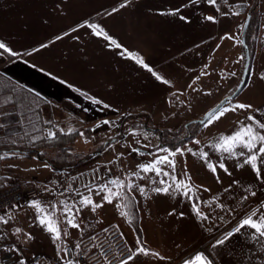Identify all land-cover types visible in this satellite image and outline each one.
I'll use <instances>...</instances> for the list:
<instances>
[{
    "label": "crops",
    "instance_id": "crops-1",
    "mask_svg": "<svg viewBox=\"0 0 264 264\" xmlns=\"http://www.w3.org/2000/svg\"><path fill=\"white\" fill-rule=\"evenodd\" d=\"M49 2L50 0H0V36L11 41L17 50L30 49L41 42H47L54 38L56 34L69 30L89 16H93L112 35L118 37L127 48L142 53L147 62L169 78L174 86L168 87L155 81L150 73L138 67L134 62L121 58L117 54L119 50H108L104 46L105 42L90 36L87 29H81L73 34L81 37L80 42L66 37L63 41H58L49 49L33 56H25L23 59L5 56L0 59V73H3L0 76V99L11 95L17 104L15 107L8 104L0 109V111L6 110L11 113V115L0 117V122L9 125L5 129H0V148H26L42 140L32 143L29 138L21 140L19 136L11 135L17 132L22 134L17 120L22 119L25 115H35L33 109H38L41 122L46 119L51 120L53 124L59 125L65 130L73 127L84 131L94 127L95 123L101 119H118L120 127L109 129L107 126H103L96 132H86L90 138H103L93 146L120 134L123 121L127 117L123 115L125 112H129L131 115H145L159 128L177 130L186 122L202 119L206 111L226 98L236 88L237 81L241 76L240 72L242 68L244 70L245 51L243 44L239 43V40H242L243 29L238 26L245 24L255 0H243L251 7L234 9L241 12L240 16H217L219 20L217 24L202 22L201 13L214 14V9L206 4L201 3L199 9H185V14L192 16L193 23L191 25H185L171 16L161 17L154 14L156 10L174 8L186 0H138V4H135L132 9L115 17H96L95 14L97 11L110 10L117 0H70V3L64 6L65 14L63 15H52L48 7ZM231 2L232 0H230ZM236 2L240 3L241 0H236ZM149 9H152L153 12L150 13ZM226 10L227 7L222 6V11ZM259 10L260 33L254 60L264 56V0H259ZM44 18L49 20L48 24L42 22ZM225 33H234L237 40H221L220 37ZM203 41L208 42L202 43ZM196 44H201V47L195 48ZM218 44L220 47L217 49ZM187 49H192V51L188 52ZM241 57L243 59H240ZM33 64L35 67L32 66ZM205 64L209 65L210 75L201 77V80L195 85V88L200 91H193L187 85L203 70ZM258 67L260 72L264 71V64ZM228 72H236L237 76L227 80L220 78L227 76ZM53 76L66 79L76 87L102 97L106 102L120 109L119 117L112 112L104 113L95 110L99 106L91 105L78 93L65 84H61L58 79H53ZM29 89L31 92L28 91ZM178 89L183 93L179 97L181 103L166 104L165 98ZM205 92H211L212 95H204ZM36 93H39V96H36ZM47 101L51 103L49 104ZM240 101L264 106V82L259 80L249 82L239 96L233 100V102ZM77 104L94 110L85 113L76 107ZM173 112L177 114L173 116ZM243 118V113H230L227 118H222L211 126L210 130L202 127L198 139L201 140L203 146L220 134H230L236 126L237 119L242 120ZM80 120H84L85 123L81 125ZM138 121L134 120L125 124L123 139L113 144L114 147L107 148L89 161L71 168L56 169L46 161L26 158L21 155L0 161V188L11 182L21 183L25 186H39L41 189L39 200L57 203L60 200L73 197L61 196L56 193L57 186L52 183L53 181H59L60 187L66 188L71 184L75 174L95 168L101 169L106 179L109 173L105 165L111 168L110 176L112 178H123L124 172L135 170L138 162L152 159V157H141L135 153L128 155L129 144L139 147L135 143L137 140L144 144L148 143L144 139L142 129L136 127ZM24 126L29 129L31 127L27 120L24 121ZM37 126L44 128L47 125L41 123ZM133 128L139 133L137 137H134L136 141L130 140L132 136L127 135L128 130ZM34 135L42 134L34 133ZM12 139L17 141V145L14 146L11 143ZM91 140L85 143L79 138L75 148L78 151L82 149L89 151ZM189 146L197 147L191 144ZM150 150H152L151 145L148 148H141V151L144 152ZM205 150L210 152L214 163L218 162L220 153L213 152L207 147ZM119 153H124L125 158L109 165L108 162L114 161ZM176 160L178 173L185 166L186 161L192 181L196 185H203L211 189V192L198 193L202 200L216 196L227 207L236 210L234 214H229L221 212L218 208L215 211H211L207 207L203 208L205 212H210L211 218L224 215L230 218L228 221L216 224L215 232H225L226 225L232 226L235 218H240L246 209H250L254 205V203H244L242 206L239 198L240 185H232L230 193L223 192V188L231 184L233 179L241 182V169L236 167L239 162L236 158L224 161L229 171L232 172V176L226 175L220 169L217 170L222 183H217L204 163L190 154H187L186 157L178 156ZM45 162L50 165V168L43 167ZM9 165H15V167H9ZM246 167L248 166L244 168ZM140 183L144 182L140 181ZM45 187L52 191H44ZM84 192L87 194L86 190ZM93 198L97 202L100 200V197L94 193ZM136 200L140 201L137 207L143 239L148 242L151 248L170 258L159 261L140 257L138 264H183L184 259L190 258L207 244L208 241H205L207 236L194 239L191 234L203 232L207 228L208 222L204 227H201L191 215L190 204L179 194H176L175 197L150 194V199L145 201L137 193ZM28 205L29 202L22 205L19 210H12L11 214L14 220L10 226L0 225V228L9 230L12 227L20 226L26 231H30L35 236V240L18 245L23 248L25 258L40 253L44 258V264H59L56 245L53 244L50 235L35 222V210ZM177 205H179V210L186 213L183 220L166 215L168 210ZM212 207L215 208V205L213 204ZM80 219L83 221V232L69 229L67 238L69 247H72L81 238L82 243L90 240V236L103 233L102 229L109 228L110 225L119 224L127 238L133 236V229L119 216L113 205L105 204L104 208L99 209L97 213L84 209L80 214ZM98 220L103 222L97 223ZM135 238L136 236H133L134 244ZM13 242L14 238L9 236L7 240L3 241V244ZM177 244L180 245L179 248L176 247ZM232 244L233 247L237 246L239 252L242 249L241 244L247 245L246 252L242 249L247 257L246 264H264V252L260 251L259 244L246 242L243 237L239 236L233 238ZM223 247L217 248V251L213 252L217 260H219V253ZM3 252V245L0 244V258ZM255 253L256 256H254ZM230 260L233 264H239L235 257Z\"/></svg>",
    "mask_w": 264,
    "mask_h": 264
},
{
    "label": "snow or ice",
    "instance_id": "snow-or-ice-1",
    "mask_svg": "<svg viewBox=\"0 0 264 264\" xmlns=\"http://www.w3.org/2000/svg\"><path fill=\"white\" fill-rule=\"evenodd\" d=\"M70 0H50L48 7L52 15L65 14V5H68ZM206 4L208 7L214 9V14H202V22H210L212 24L219 23L217 16L229 17V16H240V11H235L234 9H242L245 7H251L241 0L237 3L236 0H186V2L181 3L179 6L156 10L155 15L165 17L171 16L176 18L179 22L185 25H191L193 19L191 15L185 14V9L195 8L199 9L200 4ZM135 4H138V0H117V3L111 6L110 10L105 9L103 12L97 11L96 17H115L118 14L122 15L125 11L133 8ZM222 6H226L227 10L222 11ZM150 13L153 12L152 9L148 10ZM44 24H48L49 20L44 18L42 20ZM246 26L241 24L238 27L243 29ZM81 29H87L88 34L99 40L105 42L104 46L112 51L119 50L118 55L123 59H128L134 62L138 67L144 69L155 79V81L168 86L173 87L172 81L158 72L146 58L138 50L133 51L127 48L120 39L112 35L106 27L97 22L95 17L89 16L83 21L79 22L74 27L69 30L63 31L62 33L56 34L54 38L48 40L47 42H41L36 46L25 48L23 50H17L11 41L0 36V59L5 56L9 58L23 59L25 56H33L44 50L49 49L58 41H63L66 37H70L72 40L80 42L81 37L79 35H73L79 32ZM221 40L229 39L236 41L237 37L234 33H225L220 37ZM208 41H203L202 43H207ZM240 44H243V40H239ZM195 48H200L201 44L194 45ZM220 45H217V49ZM191 52L192 49H187ZM215 51V50H214ZM240 59H243L241 57ZM27 63V61H24ZM239 62V61H237ZM35 67V65H32ZM209 65L205 64L203 70L196 75L192 82L187 85L188 88H192L193 91H200V89L195 88V85L201 80V77L208 76ZM94 70V69H93ZM44 71V69H41ZM52 75L51 73H48ZM248 80L245 84L251 81L259 80L264 82V71L256 72L254 68H248L246 73ZM3 73H0L2 76ZM236 72H228L227 76L220 77L221 79L227 80L230 77H236ZM53 79H58L61 84H65L68 88L72 89L78 93L81 97L87 100L91 105L99 106L98 110L100 112H112L119 117L120 109L115 107L113 104L106 102L102 97L94 94H90L89 91L76 87L74 84L66 79H61L58 76H53ZM23 88V85H21ZM31 92V89L28 90ZM204 95H212L211 92H205ZM183 93L178 89L169 94L165 98L166 104L181 103L179 97ZM39 96V93H36ZM227 106L225 101H221L212 109L206 111L204 119L200 121L201 126L204 129H211L216 122L220 121L222 118H227L231 114L243 113L244 118L237 119L236 126L231 131L230 134H220L214 137L208 144L202 146V142L198 138H192L188 143L181 144L179 146L171 147L164 146L162 144L152 145V150L144 152L141 148H148V144L141 143L137 140L136 143L139 147H134L131 144L128 145L129 152L128 155L135 153L141 157H152L151 160H144L136 164L135 170H128L124 172L123 178L116 177L112 178L110 176L111 168H108L109 176L104 179L103 183H96L84 185L87 194L80 188H73L71 184L68 187L63 188L59 191L61 196H70L71 199L60 200L57 203H52L49 201H43L39 199H33L29 202V207L35 210V222L47 232L54 245H56V253L59 264H80L79 257L83 254L82 249V238L77 240L72 247L68 246L67 238L69 236V229H76L77 231L83 232L82 223L80 219V214L84 209H88L92 213H97L99 209H103L105 204L113 205L119 216L125 220L126 223L131 225L136 213L133 211L134 206L140 204L139 200H136V194L138 193L145 201L150 199V194L172 196L175 197L179 194L184 200L190 204L191 215L195 218V221L204 227L206 222L210 221V212H205L203 208L207 207L211 211H215L218 208L221 212H227L229 214H234L236 210L231 207H227L224 203L220 202L219 197L213 196L207 200H202L198 193L200 192H211V189L203 185H196L192 181V176L187 170L186 161L185 166L177 172V160L179 157H186L187 154L199 159L205 165V167L212 173L217 183H222L220 175L218 174V169L222 170L226 175L232 176V172L225 164L226 159L236 158L239 162L236 167L242 169L248 166L252 173H254V180L259 186L261 192H264V106H256L248 101L233 102L231 96L226 98ZM47 103H51L47 101ZM11 104L14 107L17 101L13 96L8 95L6 98L0 99V109H3L5 105ZM77 108H80L83 112L89 113L94 109L85 107L84 105L77 104ZM35 115H25L22 119H18L17 123L22 129V134L20 132L12 133L13 136H19L21 140L29 138L32 143L37 140H56L59 135H71L78 134L80 138L85 142H90L91 139L86 135V132H96L97 129L107 126L109 129L120 127L118 119L104 118L95 123V126L90 129H85L80 131L73 127H69L65 130L59 125L53 124L51 120L39 119L38 109H33ZM177 113L173 112L172 115L175 116ZM11 115L8 111H0V117ZM124 116H129L131 113L125 112ZM27 120L28 124L31 125L30 129L25 128L24 121ZM49 126L46 130L42 127H38L39 124ZM79 123L83 125L84 120H80ZM193 123H195L193 121ZM9 127L4 122H0V129H5ZM187 127V125H185ZM171 132L172 129H169ZM34 133H41L42 135H34ZM127 135L132 137H137L139 133L135 128L128 130ZM147 134L144 135V139L147 140ZM111 140V137H109ZM11 143L15 146L17 141L12 139ZM195 145L196 148L189 146ZM104 147L112 148L113 144L109 143L108 140L104 141ZM205 147L209 148L211 151L220 153L218 162H213L210 157V152L205 150ZM18 154L16 151H6L0 153V161L11 159L16 157ZM42 155V154H41ZM125 158L124 153H119L114 161H109L108 164L119 162ZM9 167H15V165H9ZM44 168H50V165L46 162L43 164ZM93 173H96L98 169H93ZM123 171V169H122ZM152 174V175H149ZM73 179H76L75 177ZM143 181L144 183H140ZM60 189L59 181H53ZM240 181L233 179L231 184L223 188L224 193H230L232 191V185H240ZM44 191L50 192L52 189L45 187ZM93 193L100 197L99 202L93 198ZM246 193V194H243ZM243 193L240 197V202L243 203L249 199V197L257 198L258 192L253 189L252 184L243 188ZM115 202V203H114ZM213 204L215 208H213ZM22 207L20 204L11 205V209L3 214H0V225L10 226V223L14 220L11 214L12 210H19ZM166 215L168 217L176 218L177 220H183L186 217V213L179 210V205L172 207L167 211ZM219 220L223 221L224 216L218 217ZM102 220H98L97 223H102ZM116 231L113 235H116L119 240L123 241L121 249L119 252L113 250L111 242H109L108 248L105 249L101 255L107 264H113V260L117 264H138L140 257H148L159 261H164L170 259L165 255H162L159 251L154 250L148 245V242L142 238L141 235H136L135 244L131 245L128 243L125 234L119 231L120 225H110ZM206 231L211 232L212 228H206ZM251 230V231H249ZM109 229L107 227L102 229V232L108 233ZM9 236L14 238V242L11 244H3V241L7 240ZM243 237L246 242H253L259 244L260 251L264 252V199H257L256 207L246 209L244 215L240 217L235 226L229 230L219 233L214 237V241L210 244V248L215 250L217 248L226 246L232 243L233 238ZM90 240L95 241L96 236H90ZM35 236L30 232L26 231L23 227L16 226L9 230L0 228V244L3 245V250L15 253L17 255V264H28V260L25 258L23 248L18 245L27 244L30 241H34ZM95 247V244H93ZM177 248L180 247L179 244L176 245ZM112 254V259H109V254ZM207 250H200L195 252L194 255L190 256L188 259L183 260V264H215L213 258L210 254H206Z\"/></svg>",
    "mask_w": 264,
    "mask_h": 264
},
{
    "label": "trees",
    "instance_id": "trees-1",
    "mask_svg": "<svg viewBox=\"0 0 264 264\" xmlns=\"http://www.w3.org/2000/svg\"><path fill=\"white\" fill-rule=\"evenodd\" d=\"M251 15V22L246 32V43L247 48L250 52L251 62L253 61L256 53V44H257V35L260 28V19H259V0H255L254 5L249 11ZM251 67V64H250ZM248 80V78H247ZM247 84L244 85V88ZM243 88V89H244ZM143 119V122L141 121ZM134 120H139L136 127H143L146 130L156 134L159 137V144L164 146H179L181 144L188 143L192 138H197L201 124L194 121L187 123V127L184 126L183 133L181 132H170L169 130L158 128L153 125L152 121L145 115L136 114L127 116L122 124V129L119 135L108 140L111 144H116L123 139L125 133L123 127L125 124L132 122ZM183 134V135H182ZM78 134L71 135H59L58 139L50 141L42 139L40 142L32 144L26 148H11L3 149L0 148V153L6 151H16L18 155L26 158H37L42 161L48 162L56 169H67L74 166H77L81 163L89 161L96 155L104 152L106 148L104 144L100 145L97 149L88 152L86 154H78L75 152V144L78 139ZM56 152V153H55ZM42 154V155H41ZM133 211L136 213V216L133 219L131 224L136 235H141L143 238V233L140 227V215L138 207L134 206Z\"/></svg>",
    "mask_w": 264,
    "mask_h": 264
},
{
    "label": "built area",
    "instance_id": "built-area-1",
    "mask_svg": "<svg viewBox=\"0 0 264 264\" xmlns=\"http://www.w3.org/2000/svg\"><path fill=\"white\" fill-rule=\"evenodd\" d=\"M49 126H45V130ZM93 170V169H92ZM92 170L85 171L83 173L77 174L76 179L72 180L71 186L73 188H80L84 190V185L101 183L104 179L103 172L98 169L96 173ZM55 188V192L59 194V191ZM41 190L38 187H26L20 183L11 182L0 189V214H3L6 210L11 209V205L14 204H24L30 202L33 199H38ZM116 230L110 228L108 233H102L96 236L95 241L89 240L82 244L83 254L79 257L80 264H107L101 253L108 248L109 242H111L113 250L119 252L123 241L119 240L113 233ZM120 231V230H119ZM95 244V247H93ZM109 259H112V254H109ZM28 264H44V258L41 255H35L31 258H27ZM1 264H17V255L12 252L5 251L1 258ZM113 264H117L113 260Z\"/></svg>",
    "mask_w": 264,
    "mask_h": 264
},
{
    "label": "rangeland",
    "instance_id": "rangeland-1",
    "mask_svg": "<svg viewBox=\"0 0 264 264\" xmlns=\"http://www.w3.org/2000/svg\"><path fill=\"white\" fill-rule=\"evenodd\" d=\"M249 15V14H248ZM247 15V16H248ZM247 19V18H246ZM259 19H260V10H259ZM259 33H260V28H259ZM259 33H258V35H257V44H258V38H259ZM257 44H256V48H257ZM255 57H256V53H255ZM255 57H254V59H255ZM253 59V61L251 62V68H252V66H254V69L256 70V72L258 73V72H260L259 71V65H262V64H264V56H262V57H260V58H258V59H256V60H254ZM241 74V76H240V79L237 81L238 82V84H239V82L241 81V77H242V74H243V68H242V71L240 72ZM254 81H257V80H254ZM238 84H236V88H237V85ZM236 88L229 94V95H231L235 90H236ZM242 92V91H241ZM239 96V95H238ZM237 96V97H238ZM236 97V98H237ZM235 98V99H236ZM234 100V99H233ZM193 121H197V120H193ZM143 122V121H142ZM189 122H191V121H189ZM189 122H186V123H184L179 129H177V130H172V132H181V133H183V128H184V126L187 124V123H189ZM130 123V122H129ZM153 123V122H152ZM153 125H155L154 123H153ZM156 126V125H155ZM138 129H142L141 130V132H144L143 134L145 135V134H147V136H148V138H147V140H146V142H148V143H146V144H148V145H154V144H156V143H158L159 144V137L156 135V134H154V133H152V132H150V131H148V130H146L145 128H143V127H137ZM159 128V127H158ZM162 129V128H161ZM201 129H202V127H201ZM201 129H200V131H201ZM165 130H167V129H165ZM199 134H200V132H199ZM199 134H198V136H199ZM183 135V134H182ZM124 136V135H123ZM198 136H197V138H198ZM80 137H78V139H79ZM77 139V140H78ZM94 139V140H93ZM92 140H91V144H90V150L89 151H85V150H80V151H78L76 148H75V152L76 153H78V154H86V153H88V152H91V151H93V150H95V149H97L100 145H102V144H104V143H100L99 145H96V146H93V145H95L98 141H101V140H103V138H93ZM130 140H132V141H136V138H134V137H132V139H130ZM136 143V142H135ZM89 148V147H88ZM87 149V148H86ZM56 153V152H55ZM78 174V173H77ZM76 175V174H75ZM241 184H240V191H239V198L241 197V195H242V193H243V188L244 187H247L249 184H252V186H253V189H255V190H257V192H258V197L257 198H253V197H249V199L247 200V201H245V202H243V203H241L242 204V206H244L243 204L244 203H254V205L253 206H251L252 208H255L256 207V201H257V199H264V192H261L260 191V189H259V186L256 184V182H255V180L253 179V177H254V173H252V171H251V169L249 168V167H246V168H242L241 169ZM16 183V182H15ZM27 187H33V186H27ZM35 187V186H34ZM39 188V187H38ZM57 188V187H56ZM41 190V189H40ZM243 194H246V193H243ZM26 204V203H25ZM24 205V204H23ZM230 218H228L227 217V215H224V220L223 221H221V220H219L218 219V217H215V218H211L210 219V221H208V226H207V228H212L213 230L211 231V232H209V231H206V230H204L203 232H196V233H193V234H191V235H193V238L195 239V237L196 238H199V237H205V236H207V238H206V240L205 241H208L207 242V244L206 245H204L201 249H199V251L200 250H207V253L206 254H210L211 255V258H213L214 259V261H215V264H229V263H231V264H233L232 263V261L230 260V258H232V257H235L236 259H237V261H239L238 263L239 264H246L245 263V259L247 258L245 255H244V252H246L247 250H246V246L247 245H245V244H241V247H242V249H243V251L244 252H242V249H241V253L239 252V250H238V248H237V246H235L236 245V243H235V247H233V244L232 243H230V244H228V245H226V246H224L223 248H225V250H223V248L221 249V251H220V255H219V260H217V258L215 257V255L213 254V252L215 251H217V249H215V250H212L211 248H210V244L214 241V237H216L219 233H223V232H215L214 231V229L216 228V227H214L216 224H218V223H220V222H225V221H228ZM240 218H235V222H234V224L232 225V226H234L236 223H237V221L239 220ZM131 226V225H130ZM232 226H230V225H226V227H225V231H227V230H229ZM110 228H112V227H109L108 229H110ZM131 228H132V226H131ZM133 229V228H132ZM206 229V228H205ZM119 230L121 231V232H123L120 228H119ZM134 231V230H133ZM124 233V232H123ZM135 232H133V236L135 237L136 236V234H134ZM102 234V233H101ZM100 235V234H99ZM99 235H97V236H99ZM133 236L131 235L129 238H127L126 237V235H125V237H126V239H127V241H128V243L129 244H131V245H134V239H133ZM87 241H89V240H86L85 242H87ZM85 242H83V243H85ZM195 242V241H194ZM82 243V244H83ZM257 250H258V248L257 247H255ZM257 250H255V252H257ZM5 252V251H4ZM259 252V251H258ZM35 255H41L40 253H36V254H34V255H32V256H35ZM31 256V257H32ZM42 256V255H41ZM254 256H256V253L254 254ZM30 257V258H31ZM140 259V258H139Z\"/></svg>",
    "mask_w": 264,
    "mask_h": 264
},
{
    "label": "water",
    "instance_id": "water-1",
    "mask_svg": "<svg viewBox=\"0 0 264 264\" xmlns=\"http://www.w3.org/2000/svg\"><path fill=\"white\" fill-rule=\"evenodd\" d=\"M250 22H251V15L249 14L247 16V19L245 21L246 23V26L243 28V32H242V40H243V47H244V50H245V66H244V70H243V74H242V77H241V81L239 82L236 90L229 96L232 97V99L236 98L240 92L242 91V89L244 88V85H245V81L247 80V75L245 74L247 69L250 68V64H251V56H250V52L247 48V43H246V32L248 30V27L250 25ZM228 97V96H227ZM226 97V98H227ZM226 98H224L222 101H225V104H227V100ZM204 119V116L202 119L200 120H197L196 122L200 123L201 120Z\"/></svg>",
    "mask_w": 264,
    "mask_h": 264
}]
</instances>
